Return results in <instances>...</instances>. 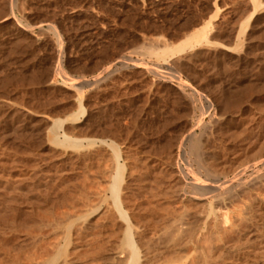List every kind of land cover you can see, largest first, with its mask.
<instances>
[{
    "label": "rangeland",
    "instance_id": "374dc122",
    "mask_svg": "<svg viewBox=\"0 0 264 264\" xmlns=\"http://www.w3.org/2000/svg\"><path fill=\"white\" fill-rule=\"evenodd\" d=\"M123 1L124 0H0V202L2 203V204L0 203V205L2 206V207L0 206V211L3 212V214L6 213L5 216L0 212V215L2 214L3 216L0 217V221L1 218L2 219L6 218L7 221L8 220L13 221L11 223L15 224L14 229L18 228L16 229L17 232L15 231L13 232L12 231L13 229L10 227L12 225L8 226L10 222L7 223L5 219L3 221L6 222L7 224L1 223L2 221L0 222L2 226L3 224L5 225L3 226L5 229L0 225L2 227L0 228V236H1L0 239L2 240V241L0 240V246L1 247L3 246L2 249L0 248L1 249L0 257L3 258L4 256L3 259L0 258V263L1 262L5 263L6 261H7L6 263H8L9 262L8 260H11L9 257L10 253H12L11 254L12 257L16 255L15 256L16 258L18 257V255H20V257L24 258L25 255L23 257V254L27 255L26 252L28 251L30 252V250H28L29 246L30 247L33 246L31 251L35 248V246L33 245V243L35 242V238L37 240H40V238L32 236L33 233H31L32 232L31 228L29 227L30 230L29 231L28 227L25 224H27V222L31 223V220L32 221L37 220L40 217V215L39 216L36 215L37 217L36 219L34 218L35 214H39V213L41 214L42 211L40 209L43 210L45 207H47V211H48L49 209L48 206L51 203H52V208L57 207L56 209L58 213L56 212V209L54 210L50 206V209L52 210L48 211L49 215H51L50 213L52 212L56 213L57 215H60L59 212L62 209L59 206L60 205L62 206L63 204L64 207L63 209L65 211L67 210L66 213L69 214V212H71L69 218L70 219L74 218L72 219L73 227H76L75 224L79 226L82 220H83L82 224L89 229L90 226L91 227L92 225L94 226L93 223L95 221V227H92L90 229L92 231L97 230L96 229L97 226L99 231V229L102 230L103 227H105L106 229L108 224H110V226L114 225L113 227H111V229H113L114 227L117 228L116 225L118 226L120 225L119 223H122L121 219H118L116 212L113 211L112 208H111L112 210L108 209L111 206V204H109V207L108 205L107 206L105 205L106 203L107 204L110 203V198H108L110 194L104 191L102 194L101 192L102 189L99 191L96 190L100 187L99 185H101V187L104 185L105 186L108 185L107 184L108 181H106V184L102 185L103 183H105V179L103 180V178L107 177L106 180H108L109 177L107 174L112 173V170H110L111 166L107 165L110 166V168L107 167L109 168L107 169L105 167L106 164L111 163L112 169L115 165L113 150L110 145H113L119 151L118 162L120 164H124L125 169L127 171L129 170L128 169L129 166L126 164L129 163L132 164L133 163L132 160H134L137 157L140 158L141 163H144L142 162L143 159H145L144 164H147L149 162V165H147L149 167L140 164L142 166L141 167L137 163V162L140 163V160L138 161L135 160V163L132 165L135 166L137 163L140 167H137L138 165H136L135 167H133L134 169L131 171L127 172L126 170H124L125 173H123V179H127V178L128 179L122 180L121 187L122 186L123 187L121 190V195L122 194L125 195L128 193L130 194L132 190L135 191V193L134 191L132 192L133 195H136L138 193L137 190H139V193L140 192L144 193V195L138 193L136 197L133 196L131 193L130 195L133 196L134 200L129 194L128 196L130 197L125 195L127 196V198L125 196H121L122 198L126 199V200L123 199V205H125L126 201L127 202L130 201L129 203H132L133 200L136 201L133 202V205H135L136 207L141 205L138 207L140 208L143 205H146L145 203L149 202V200L150 202L153 201L151 203L152 205H155V203H157V205H160V206H154L153 208L155 209L156 207L158 208L160 207L159 209L157 208L159 211L158 213L161 212L160 214L163 216L167 214L169 218V214L172 213L173 210L176 211V212L173 211L174 213L170 214L171 221L170 219L168 220L167 216L164 217V219L167 222L169 221L168 223H172L173 220L176 219L175 214L178 215L179 213L178 212L179 209L178 210L173 209L175 206L173 204H177L178 202L181 201L182 205H184L183 203H185V201L183 200H186L188 201V203L191 204L190 206L193 207L192 205L196 201L195 205L197 207L194 206L195 208H197L196 210L194 209V207H193L194 210L192 208L190 209L187 203H185L186 206L184 207L179 204L178 206L175 207L178 208L179 206H182L183 209L182 211H185L184 208L186 209L188 208L190 210L189 211L190 216L187 215L189 217L188 219L193 218L194 220L196 216L195 211H197L198 217L200 216L199 219L196 217V220L193 221L192 219H190L188 221V219H186L187 218L186 214H188V211L187 213L185 212V214L183 213L186 217L183 215L182 218L184 217V219L189 223L187 224L189 227L186 226V229L188 228V230L192 226L193 228H191L190 230L192 229L194 230V227H196L198 224V223L196 224L195 222L197 221V219L200 220V225H201L202 216L205 213V209L203 207L205 202L201 200L198 201V199L192 198L189 193L190 187L188 185V181L190 177L187 176L186 178L185 171H188L190 165L186 166L185 164L186 162L187 164H189L188 160H186V158L188 159V155L184 154L186 153L187 143L184 139H183L184 142L181 139L184 136V133L186 134V138H187L188 135L187 132H189L190 128L192 130L193 127H195L193 128L194 130H192L194 132V135L199 134L197 135V137L198 136L200 137V133L204 132L203 134L201 133L204 137V140L203 138L202 139L200 138L205 145L204 146L202 144L203 147H205L203 148L204 149L203 152L205 154L208 153L210 154L212 153V151H214L212 155L208 154V156H210L209 157L210 159L211 158L213 159V155L215 154V152L216 155L218 153L217 161H216L217 163L219 162L221 163L222 155L224 156L227 155L223 153V150L226 151L229 150L227 152L229 156L227 155L225 159L228 158L230 159V161H228V159L224 160L223 157L222 163L223 160L224 163L223 164L221 163L222 166L219 164V166L221 167H224V164L225 166L229 164L228 166L231 167L237 165L239 166V164H237L239 162V159L242 163H244L246 161H249L250 158L254 159L256 158V156L259 157L264 154V148H263L264 146V140H263L264 138L263 135L264 134L263 133L264 132V126H263L264 124V83H263L264 82V0H257V1L256 0H128L129 7L137 10L136 13L131 15L133 23L139 15H145L148 18H154V24H156V26H159L161 30H159L158 32L146 33L141 29H136L135 26H132L130 27L131 31L139 35V41L137 43H135L133 46L129 48H126L125 50L121 51L119 54L112 56L107 60H101L99 58H96V56L100 51L99 49L100 46L94 45V37L100 36L101 32H99V29L101 30L107 28V23H106L107 20L112 22V25H114L112 31L120 27V25L117 22V18L118 16L121 15L122 12L125 11L121 6V3ZM254 8H257L256 12L254 13L252 19H250V21L248 20L249 21L248 22L247 18L249 17L250 13L252 12V9ZM148 18L143 19L142 24H147ZM207 21H210L208 27V38L207 39L202 38L201 46L200 45L199 47L196 46L197 48L195 47L194 50L193 49L192 51L186 50L185 53H181L180 55L178 54V56H175L173 58L170 57L169 54L156 57L155 54L153 55L152 53L148 52L147 49L149 48V45L150 48H154L157 50V48L163 46L164 43L165 45L168 43L169 44L175 43L180 39H182L187 33H190L192 29L199 27L200 25H202ZM93 28H95V30H92ZM161 40L162 41L164 40L163 41L164 43L160 44L159 42ZM160 49H162V47ZM109 66L111 68L107 69V67ZM102 70L105 71L101 73ZM110 71L113 72L110 73ZM64 77L67 78L65 79ZM74 79L76 82L79 79L80 81H82V82L78 81L79 83L77 85L79 86L76 87V84H74L75 82H73ZM92 79L94 80L93 82H91ZM180 82H182V84H180ZM188 84L190 85V89ZM180 88L181 89L183 88L184 90L182 89L183 91H180L181 90ZM183 92L186 94V96L190 92L189 94L190 98L188 99L189 95L186 97ZM198 94H202V95L200 96ZM198 96L200 98H198ZM80 98L82 101H80ZM186 98L188 99V101L186 100ZM190 99L194 103H189L191 104V106L190 105L188 106V102H190L189 101ZM78 103H82V105ZM195 103L196 105H193ZM201 106H205V107H203L202 109ZM198 107L202 109L201 110L199 108V110L202 111L201 112L202 114L197 109ZM199 117L202 120L199 119ZM55 119L64 120L62 121L63 123L61 128L52 127L53 126L52 122ZM195 122L196 125L194 124ZM198 122H200V124H198ZM205 122H207V124H205ZM208 122L211 128L209 127ZM202 123L206 125V127H208L209 129H211L210 131L212 132H210L208 129L202 131V129L204 128ZM187 124L190 126H188ZM197 124L201 128H199ZM187 127L188 130L186 131L185 129H187ZM206 130L211 134H207L208 132ZM181 131H183V133ZM237 133H240V135ZM64 134L72 138L75 137L76 139L79 138L78 140L80 141L81 146L75 149L74 147H69L61 143L60 141L63 140ZM104 134L105 135L107 134L109 136L108 137L106 136V138H104L105 137ZM223 134H225V136L227 134L228 135L225 137L223 136ZM56 136H58L57 137L59 139L58 141L54 140L56 139ZM231 137H233V139ZM81 138L83 139L82 141ZM88 138L89 139L92 138V141H94L93 147L92 144L91 146L88 144L89 141ZM218 138H220L221 140L219 139L217 141L216 139ZM213 139L214 141H212ZM250 140L252 142H250ZM258 140L260 141V143ZM216 141L218 143H216ZM221 142L222 144L223 142L227 143L225 144L227 149L224 148V146L220 147ZM97 143L98 144L100 143L99 144L100 146H98ZM177 143L180 144L178 145ZM86 145L87 146L89 145L88 146L89 148ZM82 146H84V150H82L83 149ZM96 146L97 149L95 148ZM99 147L102 148L103 152ZM94 148H95L94 151L91 150ZM181 148H184L183 149L184 151H182ZM217 149H221L222 152H218L219 150L217 151ZM85 150L88 151L86 152ZM123 150L124 151L126 150L125 153L123 152ZM171 150L174 154L171 152ZM90 151L91 152L96 151L97 153L96 152H95L96 154L92 153L93 154L92 155L89 153ZM104 151L105 152L107 151V153L108 152L109 153L106 154ZM169 151L170 154L172 153L171 154L172 156L173 155L175 156L176 154L177 156L176 157L167 156L170 155ZM130 152H131L130 156L133 155V158L135 156L134 159L129 156ZM132 152L136 154H133ZM88 153L90 154V156L88 155ZM157 153L158 154L160 153L159 154L160 156H158ZM104 154L109 156V157L107 156V158L109 159L111 158L110 162L109 159L107 160L108 163L104 162V159L106 158L103 157L105 156ZM137 154H141L142 156ZM245 154L246 156L249 155L250 158L248 160L245 159L247 158ZM79 155L81 156L80 157L81 162L78 161V159L80 160V158H77L79 157ZM96 155L97 156L99 155V157H97ZM153 155L157 156L155 157L157 161L159 160L158 157L162 159V161L161 160L158 161L161 162V164L156 162L155 159H154L155 161L151 160L154 157ZM178 155L180 156V158ZM83 156H85L86 158L84 157V159H82ZM124 156L126 158L129 156V158L125 159ZM74 157L75 159H73ZM164 157L165 158L168 157L169 159L168 158L165 159ZM170 157L173 159V161H171L172 159H170ZM237 157L240 158L238 159ZM120 158L124 159V161L121 160ZM233 158L235 159L237 158L236 161L235 159L233 160ZM130 159L132 160L130 161ZM82 160L86 161V166L88 169L84 167L85 163L83 164ZM93 160L95 161L93 162ZM96 160L98 163L96 162ZM166 160H168V162ZM231 160L233 161V163L231 162ZM91 162L97 164H92ZM241 162L240 164H242ZM103 163L105 164L102 165ZM176 163L179 164L177 165ZM82 164L85 170L87 169V171H89L90 173L89 172L87 173V171H85L82 168ZM94 165L96 166V168L94 167ZM132 165L130 166L131 168ZM143 166H145L146 169L145 167L143 168ZM178 166L181 169V171L180 170L179 171L182 172V174L184 173L183 175L179 171H177L179 169ZM192 166H193L192 168H195L194 164ZM228 166H226V168H229ZM91 167H93V169L94 168L99 169L98 171L99 173H97V170H93ZM150 167L151 169L152 168L153 169L151 170ZM101 168L107 170V172L105 171L107 173L105 177H103V174L105 173L104 171H102L104 169ZM138 168H140L141 171L143 169L146 171L143 170V172L141 173V171L140 172L138 171L139 170ZM81 171L83 172L81 173ZM93 171H96V174H94ZM80 173L84 174V176L85 173L87 175L83 179ZM100 173L102 176L101 179L99 178L95 180V178H97L98 175H99L98 177H100ZM136 173L137 175L139 174V176L143 175V177L140 176L141 178L139 180L137 179L136 181V176H137ZM144 173L147 174L145 175ZM249 173L250 172H248L246 176L247 178L249 177ZM93 175L95 176V178H93L94 181H98V180H99L98 182H100V180L102 181L101 182L102 184L99 185H97V183L95 182L96 184L94 185H96L97 187L95 189L93 184L90 183L93 182L91 178L94 177ZM125 175H127V178ZM180 176L183 179L185 176V179L182 180ZM79 177L82 179H80ZM137 178L139 177L137 176ZM142 178L143 180L144 179L146 180L143 181ZM61 179L64 183L61 182ZM75 179H77V181ZM155 179L158 181L159 184L156 183L157 181H155ZM79 180H81V183L79 182ZM152 180H154L155 182H153ZM8 181H10L11 183ZM131 181L132 182L136 181V182L131 183ZM6 182H8L10 185ZM79 183L83 188L79 186L80 185ZM85 183L86 185L88 183L90 184L87 185L88 186L87 187ZM125 183L127 184L125 185ZM128 183H131L133 186H130L129 188ZM139 183L140 184L142 183L141 185H145L146 188L150 187V189H148V191H146L147 189L145 188L140 190L142 186ZM154 183L156 184V186ZM172 183H174L175 185ZM54 185H56V187ZM61 185H63L62 186L63 188L61 187ZM66 185L68 186V188ZM137 185H138L137 187L138 189L134 188V186ZM139 185L141 187H139ZM169 185L171 186L174 185L172 186L174 189L176 188L178 189L180 186V188L178 189L179 191L177 190L178 191L177 196L174 193L171 194L173 188ZM73 186H75L77 192L76 190L74 191ZM25 187L26 189H24ZM89 187L92 190L89 189ZM104 187L103 190L105 189ZM125 187L129 188V189L126 188L127 191H129L128 193ZM165 187L167 188L171 187L172 191L171 190H170L171 192L168 191L169 192L168 195L171 194L170 196H174V197L176 196V198L170 197L171 199L169 198L170 199L169 201L168 195L166 193L167 188ZM3 188H5V190H3ZM9 188L14 189V190L11 189L12 191H14L13 192L14 194L12 193L11 190H9ZM69 188L70 190L72 189L70 194L74 192L76 193V197L72 195L74 196L73 200L79 198L80 196L79 192L81 193V190L83 191L85 190L84 194L89 192V194L86 195L90 196V192L93 191L94 189V191L95 190L98 191L96 192L98 198L95 196V198H97L96 201L103 200V198L106 197L107 202L105 201V199L103 200V202L101 201L102 203L100 201H97L99 203L95 204L93 206L94 208L92 207L93 209L90 210L89 208L91 207H88L89 205L87 206L86 203L87 202L89 203V200L92 201L91 196L90 197L87 196L88 198H90L88 200V198L81 193L84 197L81 198L80 201L85 200L86 198L85 200L86 203H84L85 201H82L81 204L83 203L84 205H86L88 209L87 208H86L87 210L84 208L81 209L80 208L81 206L79 207L78 203L80 202H76L79 201V199H77L76 201L74 200V206L75 205L77 206L78 204L77 207H79L80 209L75 207L73 208L72 207L73 204H69L71 203L69 202L70 201L69 198L67 199L68 200L66 203L67 205H65L64 203L66 200L64 202L61 200L62 198H64L62 197L64 194L62 195L61 192L63 193L65 192V195L68 194L67 196L69 197V193H68V191H70ZM38 189L40 191L42 189L43 194L45 192L46 193L43 195L42 193H40ZM158 189H160L159 191L160 193L165 192L164 195H167L164 197V199H163L164 195L163 196L160 195V193H158ZM143 190L146 191V194L145 191ZM29 191L37 192V194L36 193L34 194V192L30 193ZM20 192H23L24 195L21 194ZM53 192L55 194L52 195L51 197V194H53ZM156 192L158 193L157 195H155ZM174 192H176V190ZM38 193L41 195H39ZM148 194H153V195L151 196ZM6 195L9 196L6 197ZM92 195L94 196V194ZM142 195L143 196L146 195L145 196L146 198L144 197L143 199ZM42 196L44 197V199L45 198L46 199L44 200ZM59 196L61 198H59ZM99 196L100 198L103 196L102 199H100ZM147 196H150V198L152 199H147L149 198ZM153 196H154V200H153ZM33 197L34 198L36 197L37 199L35 198L34 200ZM139 197L141 199H139ZM137 198L139 199V201L137 200ZM188 198H190V201L193 203L189 202ZM245 198L248 199V201ZM158 199L159 200L161 199V201L163 202L159 201ZM174 199L176 200L172 201ZM144 200H147V202L146 201L142 202ZM249 200L250 198L247 195L245 196L239 195L235 197L231 203H229L230 205L228 204L229 205L227 206L228 208L226 207L225 208L226 210L224 209L223 212H227V213L229 212L230 217H233L234 219L235 215L233 214H235L234 211L236 210V207H238L240 211L247 216L254 215L258 218V215H260L263 221L264 211H262V209H264V203L260 202L261 200L260 198L253 200V205H255L254 207L256 208L260 207L261 210H258L259 208L258 209L254 208L255 210L252 211L251 208L249 207V202H250ZM26 201L27 202L30 201V202L27 203ZM37 201L40 202V205H38L39 203H37ZM56 201L57 202L60 201V202L57 203ZM93 201L92 203L90 202V206L91 204L93 205L95 203V202L93 203ZM164 201L166 202V204L169 203V205L165 204L166 207L169 206V208L172 209V211L170 212V209L167 207L169 209L168 211L166 208V212L168 211L169 214L168 213L165 214V212L164 214H162L164 210L162 208L163 206H165ZM150 202L148 205L149 207H152ZM5 203L8 206L10 205L11 206L8 207ZM129 203H126L125 205L128 208H126L125 206L124 208H126L127 211L129 210V212L131 213L130 215L132 214L134 215L135 213L132 211H134L136 207L134 206L135 208L132 207V209H129L132 206L131 204H130L131 206L129 205L130 207L127 206V204ZM69 205H72L71 206L72 208ZM30 206L32 209L34 207V209L32 210ZM65 206H69L70 208L69 207L65 208ZM104 207L105 209L103 210L102 208ZM144 207H147V205ZM149 207H147V209ZM38 208H40L39 210L41 212L38 210ZM153 208L152 209L149 208V209L153 210ZM36 209L38 210L39 213L37 212ZM72 209L73 210L78 209L79 212L76 210L73 211ZM147 209L144 208L142 211L144 213H148V211L150 210ZM25 210H27L26 211L27 216L25 215L26 214ZM68 210L70 211L68 212ZM80 210L81 211L85 210L87 212L83 214L85 212L84 211L81 214ZM191 210L193 211L192 214L194 216L191 214L192 212ZM43 211L45 212L46 209ZM65 211L64 212L61 211V212L65 213ZM72 211L73 213L74 212L75 213L73 214ZM102 211H104L103 213H106L107 211L109 212V214L108 215L104 214L105 216L104 218L102 216L103 215ZM111 211L114 212L113 215L119 220V221L117 219H116L117 221L115 220L116 225L114 224L115 221L114 223L112 222L113 223L112 225L111 223H108L110 222L108 220H111L108 218L112 217ZM153 211L150 212L155 213ZM182 211H180V213H182ZM254 211L256 212V215ZM258 211H260V213ZM135 212H137V209L135 210ZM28 213L31 214L35 213V214L33 215V217L31 214H29L31 215L30 218ZM160 214L159 215L153 214V216L154 215L160 216ZM171 215H173L172 216L173 218L171 217ZM12 217L13 218L16 217L15 219L17 223L19 219V222H21V225H19L20 223L18 224L19 227H17L18 225H16V222H14L15 219L12 220ZM47 217L50 216H48L47 214ZM66 218L68 219L67 216ZM101 219L102 220L106 219L108 222L105 220L106 222L104 224V221L103 222L100 221ZM184 219H182L181 222L183 221L185 223ZM88 220H89V225L90 224L92 225L90 226L88 225ZM74 221H76V223ZM192 221L193 223L195 222V225L192 223ZM100 222H102L101 223L102 225L98 224ZM158 222H162V221H158ZM158 222L154 224H157ZM23 225H25L28 231H26L25 227L23 228L24 230H22ZM81 225L77 228L80 227L83 228V225L82 226ZM100 225L102 229L99 228ZM122 225L123 224H121L120 226L122 227ZM158 225L159 226H157V228H161L160 227L161 223ZM120 226L117 229L120 230L121 228ZM9 227L11 228L10 229L11 231L8 230ZM183 227L185 228L184 224ZM198 228H200V226ZM2 229H4V231ZM46 229L47 228H44V231H46ZM195 229L197 230V228ZM26 232L27 233L30 232L32 235L31 234L27 235ZM46 232H49V230H47ZM1 233L4 235H2ZM25 233L27 236H29L28 238L27 236L24 235ZM253 234L249 235L251 236L249 237V239L252 245L251 249H253L252 253L249 256H247L245 259H240V262L242 260L245 261L242 264H252V263L264 264V252L262 248L264 247V243H263L264 237L263 239H257V241L255 242L256 233L254 234V236ZM30 235L32 239L34 237V240L30 239ZM253 237L255 240L252 239ZM27 240H29L30 242ZM32 241L34 242L32 243ZM258 241L260 247L257 249ZM28 242L31 243V245ZM11 243H13L12 246ZM19 244H22V246ZM23 244L25 245L26 251H24L25 249L23 247L24 246ZM18 245L21 248H17L18 250L17 251L15 248L18 247ZM6 246L8 248H6ZM15 250L17 252H15ZM258 250L260 251V253ZM5 251L7 253L8 259L5 256L6 254L5 253L3 254V252ZM23 251L25 253H23ZM185 251H183L182 253H185ZM109 252L111 251L107 252L110 255L111 259L108 261H112V259L114 260L115 258L118 257L113 254L111 255ZM107 253L105 252L103 254L105 257L107 256V258L101 256L100 259H94L96 260V263L92 258H89L90 261L93 260L91 263L87 262L88 261L87 258H81L82 260L78 261V263L101 264V262L103 263V261H105L103 260V258H105L106 260L109 258ZM260 254H262V256ZM254 255L257 257H255ZM113 256H115V258H112ZM260 256L261 258H263L262 260L260 259ZM59 259L62 258L59 257L55 262V264H58L57 262H61L58 261ZM118 259L119 258L116 259V262L114 260L115 263L113 261L112 262L114 264H117L120 261L119 259V261L117 262ZM16 261L19 262L22 261V263L25 264L24 260H16ZM16 261L14 260L12 261V263L15 264ZM240 262H238L237 264H239ZM106 263L108 264L109 262L106 261ZM8 264H10V262Z\"/></svg>",
    "mask_w": 264,
    "mask_h": 264
},
{
    "label": "bare ground",
    "instance_id": "6f19581e",
    "mask_svg": "<svg viewBox=\"0 0 264 264\" xmlns=\"http://www.w3.org/2000/svg\"><path fill=\"white\" fill-rule=\"evenodd\" d=\"M257 1V0H256ZM256 9L257 8H254V9H252V12L250 13V15H249V17L247 18V21L249 20L250 21V19H252V17H253V15H254V13L256 12ZM13 17V16H12ZM14 18V17H13ZM15 20V19H14ZM16 21V20H15ZM248 21V22H249ZM209 24H210V21H207V22H205V23H203L202 25H200L199 27H197V28H195V29H192V31L190 32V33H187L182 39H180L179 41H177V42H175V43H172V44H166L165 45V43L162 41H160L159 43L161 44V43H164V47L163 46H161L162 47V49H160L161 47H158L157 48V50L156 49H154V48H150V45H149V48L147 49L148 50V52L149 53H152L153 55L155 54V56L157 57H160V56H164V55H166V54H169V56L170 57H175V56H178V54L180 55L181 53H185V51L186 50H191L192 51V49L194 50V48L196 47V46H198L199 47V45L201 46V44H202V38H204V39H207L208 38V27H209ZM52 28V27H51ZM244 34V33H243ZM243 34H241V35H243ZM159 40V39H158ZM167 43V42H166ZM61 47V46H60ZM197 48V47H196ZM59 53V52H58ZM172 58H170V59H172ZM129 59V58H128ZM130 60V59H129ZM128 60V61H129ZM125 64H126V62H125ZM136 65V64H135ZM138 65V64H137ZM153 67V66H152ZM155 67V66H154ZM109 68H111L110 66L109 67H107V69H109ZM151 68V67H150ZM156 68V67H155ZM60 69V68H59ZM103 69V68H102ZM161 69V68H160ZM152 70V69H151ZM103 71H105V70H102L101 71V73L103 72ZM155 71V70H154ZM156 71H157V69H156ZM175 71V70H174ZM111 72H113V71H110V73ZM150 72V71H149ZM151 73V72H150ZM104 74V73H103ZM107 74H109V73H107ZM153 74V73H152ZM155 74V73H154ZM160 74V73H159ZM171 74V73H170ZM176 75V74H175ZM178 75V74H177ZM96 76V75H95ZM94 76V77H95ZM103 76V75H102ZM100 77V76H99ZM109 77V76H108ZM173 77V76H172ZM65 78V77H64ZM67 78V77H66ZM65 78V79H66ZM93 78V77H92ZM101 78V77H100ZM103 78V77H102ZM70 79H72V78H70ZM94 79V78H93ZM92 79V81L91 82H93L94 80ZM181 79V78H180ZM77 80V79H76ZM176 80V79H175ZM79 82H82V81H80V79L78 80ZM76 82L75 81V79H74V81L73 82H75L74 84H76V87L77 86H79V85H77L79 82ZM156 81V80H155ZM260 81V80H259ZM89 82V81H88ZM90 82V83H91ZM86 83V82H85ZM99 83V82H98ZM156 83V82H155ZM177 83H178V80H177ZM264 83V82H263ZM71 84V83H70ZM82 84V83H81ZM84 84V83H83ZM180 84H182V82H180ZM183 84H184V81H183ZM189 85V84H188ZM192 86V85H191ZM75 87V88H76ZM177 87V86H176ZM187 87V86H186ZM235 88V87H234ZM263 88V87H262ZM95 89V88H94ZM181 89V88H180ZM183 89V88H182ZM180 90V91H183V90ZM189 89H190V85H189ZM82 90V89H81ZM191 90H193V89H191ZM79 91V90H78ZM188 92V91H187ZM80 93V92H79ZM184 93V92H183ZM198 93H201V92H198ZM182 94V93H181ZM185 94V93H184ZM189 94H190V92H189ZM188 94V95H189ZM187 95V96H188ZM195 95H196V93H195ZM198 95H202V94H198ZM81 96H82V94H81ZM183 96V95H182ZM185 96H186V94H185ZM184 96V97H185ZM186 96V97H187ZM190 98V95H189V97H188V99ZM196 98V97H195ZM198 98H200L199 96H198ZM197 98V99H198ZM188 99L186 98V100L188 101ZM206 100V99H205ZM204 100V101H205ZM80 101H82L81 100V98H80ZM190 102H188V106L190 105L191 106V104H189V103H194L193 101H191V99L189 100ZM209 101V100H208ZM197 103V102H196ZM196 103L195 104H193V105H196ZM202 103V102H201ZM78 104H81L82 105V103H78ZM202 105V104H201ZM179 106V105H178ZM200 106V105H199ZM203 107H205V106H201V108L203 109ZM199 108L200 107H198L197 109L199 110ZM200 108V109H201ZM201 109V110H202ZM208 109V108H207ZM80 110V109H79ZM192 110V109H191ZM81 111V110H80ZM195 112V111H194ZM194 112H193V114H194ZM199 112L201 113L202 111H200L199 110ZM205 113V112H204ZM173 114V113H172ZM202 114V113H201ZM185 117V116H184ZM201 117H203V116H201ZM194 118V117H193ZM196 118V117H195ZM191 119V118H190ZM199 119H201L200 117H199ZM192 120V119H191ZM194 120V119H193ZM202 120V119H201ZM218 120V119H217ZM62 121H64V120H61V119H55L53 122H52V124H53V128H61L62 127ZM180 121V120H179ZM194 122V121H193ZM200 122H202V121H200ZM200 122H198V124H200ZM214 122V121H213ZM190 123V122H189ZM188 123V124H189ZM150 124V123H149ZM187 124V125H188ZM195 125H196V122L194 123ZM198 124H197V126H198ZM203 124V123H202ZM205 124H207V122H205ZM208 125H209V122H208ZM188 126H190V125H188ZM215 126V125H214ZM263 126H264V124H263ZM199 128H201L200 126H198ZM204 127V128H203ZM203 129H202V131L203 130H205V129H208L209 131L211 130V129H209L208 127H206V125H204L203 124ZM209 127H210V125H209ZM193 128H195V127H193ZM192 128V130H194ZM211 128V127H210ZM263 128V127H262ZM58 130V129H57ZM109 130H110V128H109ZM186 131L188 130V127H187V129H185ZM191 130V128L189 129V132H187L188 133V135H187V138H186V134L184 133V136L183 135H181V136H183V137H185V138H181L182 140L184 139L185 141H186V143H187V149H186V153H184V154H186V155H188V159L186 158V160H188V163L189 164H187V162L185 163L186 164V166H188V165H190V168L188 169V171H185V174H186V178H187V176H189L190 177V179H189V181H188V185H189V187H190V191H189V193H190V195H191V197L192 198H194V199H198V201L199 200H201V201H204L205 202V206L203 205V207H204V209H205V213H204V215L202 216V223H201V225H200V220H198L199 219V217H198V214H197V211H195L196 212V216H195V218H194V220H196V217L198 218L197 219V221H195L196 222V224H197V226L199 227L200 226V228H198L197 226L196 227H194V230L192 229V230H190L191 228H193V226L191 227V228H189V230H188V228L186 229V226L187 227H189L187 224H189L188 223V221L190 220V219H192L193 220V218H190V219H188L189 217L188 216H190L189 214H190V210L188 209H186V208H184V210L185 211H182L183 209H182V206L184 207V206H186L185 205V203H187L188 204V206H189V208L191 209H193V207L194 206H196L195 205V202L193 203V202H191L190 201V198H188L189 199V202H191V203H193V207H191L190 205V203H188V201H186V200H183V201H185V203H183L184 205H182V203H181V201L180 202H176L177 204H173V205H175L174 206V208L173 209H179L178 210V215H176L175 214V216H176V219H174L173 220V222L172 223H168L165 219H164V217L165 216H167V218H168V215L166 214V213H168V211H169V206H167L166 207V205H169V203L168 204H166V200L164 201L165 203H164V205L165 206H163V208L162 209H164L163 210V213L162 214H164V212H165V216H163V215H161L160 213H158L159 211H158V209L160 208H158V207H156L155 209L153 208L154 206H160V205H157V203H155V205H152L151 203L153 202L152 200V202H150V200H149V202H150V204L152 205V207H149V202H147V200H144V201H142V202H147V203H145L146 205H147V207H149L150 209H152L153 208V210H156L157 208V210L156 211H153V210H150L149 208V210L150 211H153V212H155V213H152V212H150V211H148V213H144L142 210L145 208V209H147V207H144V206H146V205H143L142 207H140V208H138L139 206H141V205H139L138 207H136L135 205H133V202H136V201H133L134 200V198H133V196H136L138 193H139V190H137L138 191V193L136 194V195H133V191L134 190H132V195L133 196H131L128 192L129 191H127V189H129L130 188V186H133L131 183H135L136 181H137V179L139 180L141 177L140 176H142L143 177V175H140L139 176V174L137 175V173H136V175L139 177V178H137V176H136V181L135 182H132L131 181V183H128V187L129 188H127V187H125V189H126V191H127V193L132 197V203H129L130 201H126L125 202V205H126V203H129V204H127V206H129L130 204L132 205H130L131 206V208H129V209H132V207H136V209H137V212H135V210L134 211H132V212H134L135 214L133 215H130L131 213L129 212V210L127 211L126 210V208H128V207H126L125 205H123V199L124 198H122L121 196H125V195H127L128 196V194H122L121 195V190H122V187H121V184H122V180H127L128 178H127V175H125L126 176V178L127 179H123V173H125L124 172V170H126L125 169V166H124V164H120L119 162H118V158H119V151L113 146V145H110L111 146V148H112V150H113V156H114V159H115V165H114V167H113V169H112V165H111V163L110 164H106V168L107 167H109L110 168V166H111V168H110V170H112V173L111 172H109V173H111V174H107L106 172H107V170H105L104 168H101V169H104V170H102V171H104V173L105 174H103V177H105V175L107 174L108 175V177H109V179L108 180H106L107 179V177H105V178H103V180L105 179V183H101L102 181L100 180V182H98V181H94V179L93 178H95V176L94 177H91L92 178V181L94 182H90V183H92L93 184V186H94V189L95 188H97L96 187V185H94V184H96L97 183V185H99V184H102V185H104V184H106V181H108L107 182V186H102L101 187V185H99L98 187L100 188H98V189H96V190H101L102 189V194H103V191L104 192H107V193H109L110 194V196L108 197V198H110V203H106L105 205L107 206L108 205V207H109V204H111V206L108 208V209H110V210H112L113 209V211H115L116 212V214H117V217H118V219H121V221H122V223H119L120 225L121 224H123L122 225V227L120 226V225H116V221L118 220L114 215H113V211H111L112 212V214H111V218H108V219H111V220H113L114 219V217H115V219L113 220V221H111V220H108V221H110V222H108L106 219H104V220H100V221H104V224H105V222L107 221L108 223H111V225L114 223V221H115V225H116V227L118 228L119 226L121 227L120 228V230L119 229H117V228H113V229H111V227H113V226H110V224H108V226H107V228L105 229V227H103V229H102V227H101V223L102 222H100V223H98V224H101L100 226H99V228H101L102 230H100L99 229V231H98V226H97V230H90L92 227H95V221H94V226L92 225V224H90V225H92V227L89 225V220H88V225L90 226V229L89 228H86L82 223V221L81 220H79V221H81V224L83 225V228H77V227H79L80 225H79V223H78V225L79 226H77V224H75L76 223V221H74L75 223V225H76V227H73V220L72 219H74V218H72V219H70L69 217H70V215H71V212H69L70 210H68V212H69V214L68 213H66L67 212V210L65 211L63 208V204H62V206L60 205L59 207H61V209L62 210H60V215H57L56 213H54V212H52L53 213V215H52V213H50L51 215H49V213H48V211H50V210H52V209H56L57 207H53L52 208V203L48 206L49 207V209H48V211H47V207H45L43 210H45L46 209V211L44 212L42 209H40V208H38V210L41 212V214L38 212V210H37V212L39 213V214H35V213H33V214H31V213H28V215L29 214H31L32 215V217H33V215L35 214V216H34V218H36L37 219V217H36V215H40V217L37 219V220H31V219H29V220H31V223L30 222H27V224H25L27 227H28V230H29V227L31 228V233H33V235L29 232V233H27V235H29V234H31L32 236H34V237H39L40 238V240H37L36 238H35V242L34 241H32V243H33V245L35 246V248L31 251V249H32V247H28V250H30V252L28 251V252H26L27 253V255L26 254H23V253H25L24 251H26V248H25V245L23 246L24 247V251H23V257H24V255H25V257L24 258H22V257H20V255H18V257H16L15 258V256L14 257H12L11 256V254L12 253H10V256H9V253H8V256L10 257V259L12 260V261H16V260H24V262H25V264H55V262L57 261V259L59 258V257H61L62 259H59L58 261H61V262H57L58 264H81V263H78V261H80V260H82L81 258H87L88 259V263L90 262H92L94 259H100L101 258V256L103 257L104 255V253L106 252H108V251H111V252H109L111 255L113 254V255H115V256H118L117 258H119L120 259V261H119V259L117 260V262L119 263V264H237L238 262H240V259H245L247 256H249L251 253H252V250L253 249H251V247H252V245H251V243H250V239H249V237H251V236H249V235H252L253 233L255 234L256 233V240L254 239V237L252 238V239H254L255 240V242L257 241V239H263V237H264V220L262 221V218H261V216L260 215H258V218L256 217V216H247V215H245L243 212H241L240 211V209L238 208V207H236V210L234 211L235 212V214H233V215H235L234 216V219H233V217H230V213L228 212H223L224 211V209L227 207V206H229L230 204L229 203H231L232 202V200L235 198V197H237V196H239V195H247L249 198H250V202H249V207L251 208V210L253 211V210H255L254 208H256V207H254L255 205H253V200H256L257 198L259 199H261L260 200V202H262V203H264V154L262 155V156H256V158H254V159H251L250 157H249V155H247L246 156V154H245V156L247 157V158H245V159H249V161H246V160H244V161H246V162H244V163H242L241 161H240V157L238 158L239 159V162H238V160H237V164H239V166L237 165V166H233L231 163V165L234 167H231V166H228L229 164H227L226 166H228L229 168H226V166H225V164H224V167H221L222 165H221V163H222V158L224 159V160H227V159H225V157L228 155V151L229 150H223V153L224 154H227L226 156H224V155H222V158H221V163L219 162V163H217L216 161H217V155H218V153H217V155H216V152H215V154L213 155V159L215 160H213L212 158V160L209 158L210 156H208V154H205L204 152H203V148H205V147H203V145H204V143L201 141V139L203 138V140H204V137H203V133L204 132H201L200 133V137L198 136L197 137V135H199V134H197V135H194V132ZM260 130H262V129H260ZM102 131H103V129H102ZM185 131V132H186ZM199 131V130H198ZM207 131V130H206ZM62 132H63V130H62ZM98 132V131H97ZM182 133H183V131H181ZM208 132V131H207ZM210 132H212V131H210ZM210 132H208L207 134H211ZM229 132V131H228ZM249 132V131H248ZM257 132V131H256ZM67 133V132H66ZM99 133V132H98ZM110 133V132H109ZM179 133H180V131H179ZM220 133V132H219ZM250 133V132H249ZM264 133V132H263ZM263 133H261V134H263ZM52 134V133H51ZM62 134V133H61ZM170 134V133H169ZM213 134V133H212ZM237 134H239L240 135V133H237ZM241 134H242V132H241ZM251 134V133H250ZM105 135V134H104ZM158 135V134H157ZM201 135H202V137H201ZM220 135V134H219ZM228 135V134H227ZM226 135V136H227ZM264 135V134H263ZM106 136L108 137L109 135H105V137L104 138H106ZM177 136V135H176ZM210 136H212V135H210ZM217 136V135H216ZM223 136H225V134H223ZM225 136V137H226ZM238 136V135H237ZM58 136H56V139H54V140H56V141H58L59 139L57 138ZM63 140H61L60 142L61 143H63V144H65V145H67V146H69V147H74L75 149H77V147H80L81 146V143H80V141L78 140L79 138H77L76 139V137L75 138H72V137H70V136H67L66 134H64L63 135ZM88 137V136H87ZM86 137V138H87ZM98 137V136H97ZM113 137V136H112ZM222 137V136H221ZM224 137V138H225ZM241 137V136H240ZM249 137V136H248ZM201 138V139H200ZM212 138H214V137H212ZM232 139H233V137H231ZM260 138H261V136H260ZM89 139V138H88ZM119 139H121V138H119ZM220 138H218V139H216L217 141L219 140ZM83 139L81 138V141H82ZM87 140V139H86ZM86 140H85V142H86ZM99 140H100V138H99ZM184 140H183V142H184ZM221 140V139H220ZM223 140V139H222ZM262 140V139H261ZM263 140H264V138H263ZM112 141V140H111ZM122 141V140H121ZM120 141V142H121ZM212 141H214V139L212 140ZM216 141V143H218ZM259 141V140H258ZM106 142V141H105ZM115 142V141H114ZM156 142V141H155ZM179 142V141H178ZM182 142V141H181ZM204 142H207V141H204ZM220 142V141H219ZM225 142V141H224ZM223 142V144H222V142H221V146L220 147H223L224 146V148H226L227 149V147L225 146V144H227V143H224ZM228 142V141H227ZM250 142H252L251 140H250ZM94 143V141H92V138H90L89 139V141H88V144L91 146V144H92V147H93V144ZM259 143H260V141H259ZM263 143V142H262ZM98 144V143H97ZM100 144V143H99ZM98 144V146H100ZM119 144V143H118ZM178 144V143H177ZM180 144V143H179ZM178 144V145H179ZM203 144V145H202ZM206 144V143H205ZM215 144V143H214ZM220 144V143H219ZM64 145V146H65ZM88 145V146H89ZM104 145H105V143H104ZM107 145H108V143H107ZM183 145V144H182ZM181 145V146H182ZM263 145V144H262ZM87 146V145H86ZM87 146V147H88ZM152 146H153V143H152ZM161 146V145H160ZM166 146V145H165ZM176 146V145H175ZM205 146V145H204ZM218 146V145H217ZM119 147V146H118ZM129 147V146H128ZM133 147H134V145H133ZM173 147V146H172ZM178 147V146H177ZM180 147V146H179ZM212 147V146H211ZM216 147V146H215ZM259 147V146H258ZM82 150H84V146H82ZM86 148V147H85ZM89 148V147H88ZM91 148V147H90ZM96 149H97V146L95 147ZM95 148L94 149H91V150H95ZM100 148V147H99ZM104 148V147H103ZM106 148H107V146H106ZM108 148H110V147H108ZM217 148V147H216ZM224 148H221V149H224ZM263 148H264V146H263ZM65 149V148H64ZM101 149V151L103 152V150H102V148H100ZM124 149V148H123ZM129 149V148H128ZM133 149V148H132ZM136 149V148H135ZM144 149V148H143ZM177 149V148H176ZM182 149V151H184L183 149L184 148H181ZM208 149V148H207ZM215 149V148H214ZM221 149H217V151L218 152H222V150ZM127 150V149H126ZM125 150V151H126ZM140 150H141V148H140ZM146 150V149H145ZM145 150H143V151H145ZM206 150V149H205ZM216 150V149H215ZM86 151V150H85ZM88 151V150H87ZM86 151V152H87ZM125 151L123 150V152L125 153ZM133 151V150H132ZM163 151H164V149H163ZM181 151V152H182ZM225 151H226V153H225ZM237 151V150H236ZM239 151V150H238ZM63 152V151H62ZM77 152V151H76ZM75 152V153H76ZM96 152V151H95ZM95 152H89L90 154H96ZM98 152H99V149H98ZM105 152V151H104ZM135 152V151H134ZM138 152H139V150H138ZM137 152V153H138ZM158 152V151H157ZM171 152H172V150H171ZM179 152V151H178ZM177 152V153H178ZM209 152V151H208ZM214 151H212V153H213ZM84 153V152H83ZM88 153V155L90 156V154ZM106 154H108L107 153V151L105 152ZM122 153V152H121ZM133 153V152H132ZM151 153V152H150ZM173 153V152H172ZM171 153V154H172ZM212 153H210L209 155H212ZM240 153V152H239ZM251 153H252V151H251ZM256 153V152H255ZM261 153V152H260ZM263 153V152H262ZM68 154V153H67ZM66 154V155H67ZM86 154V153H85ZM92 154V155H93ZM106 154H104L105 156H103V157H106L105 159H104V162L106 163H108V159L109 158H107V156L108 155H106ZM130 154H131V152L129 153V156H130ZM133 154H136V153H133ZM158 154V153H157ZM160 154V153H159ZM158 154V156H160ZM166 154V153H165ZM165 154H164V156H165ZM168 154V153H167ZM169 154H170V151H169ZM167 155V156H172V155ZM174 154V153H173ZM181 154V153H180ZM221 154V153H220ZM219 154V155H220ZM241 154V153H240ZM258 154V153H257ZM78 155V154H77ZM87 155V156H88ZM100 155V154H99ZM99 155L97 156V157H99ZM103 155V154H102ZM137 155H141V154H137ZM136 155V156H137ZM216 155V156H215ZM61 156H62V154H61ZM86 156V155H85ZM85 156H83L82 157V159H84V157ZM123 156V155H122ZM129 156L126 158L125 156V159H128L129 158ZM142 156V155H141ZM154 156V155H153ZM177 156V154L174 156H172V157H176ZM179 156V155H178ZM215 156V157H214ZM229 156V155H228ZM81 156L79 155V157H77V158H80ZM91 157H93V156H91ZM96 157V158H97ZM102 157V156H101ZM109 157V156H108ZM123 157V158H124ZM130 157H132L133 158V155L132 156H130ZM151 157V156H150ZM155 157H157L156 155L153 157V159H151V160H156V158ZM163 157V156H162ZM161 157V158H162ZM212 157V156H211ZM233 157V156H232ZM86 158V157H85ZM95 158V159H96ZM134 158H135V156H134ZM133 158V159H134ZM137 158H139V157H137ZM137 158H135L134 160H132V159H130V161L132 160L133 161V163L132 164H134L135 163V160H140V158L139 159H137ZM159 158V160H161L162 161V159H160V157H158ZM165 158V157H164ZM166 158H168V157H166ZM165 158V159H166ZM179 158H180V156H179ZM218 158H219V156H218ZM230 158V157H229ZM236 158V159H237ZM73 159H75V157L73 158ZM73 159H71V160H73ZM92 159H94V158H92ZM99 159V158H98ZM97 159V160H98ZM121 159V158H120ZM142 159V158H141ZM169 159V158H168ZM170 159H172L171 157H170ZM175 159V158H174ZM235 158H233V160H234ZM236 159H235V161H236ZM86 160V159H85ZM97 160H96V162H97ZM106 160V161H105ZM121 160H123L124 161V159H121ZM154 160V161H155ZM158 160V161H159ZM178 160V159H177ZM182 160V159H181ZM180 160V161H181ZM224 160H223V163H224ZM77 161V160H76ZM78 161H80L81 162V158H80V160L78 159ZM77 161V162H78ZM83 161V160H82ZM95 160H93V162H94ZM99 161V160H98ZM111 161V158L109 159V162ZM127 161V160H126ZM157 160H156V162H158ZM167 162H168V160H166ZM171 161H173V159L171 160ZM219 161V160H218ZM228 161H230V159H228ZM235 161H234V163H235ZM128 162V161H127ZM142 162H144L145 163V159H143L142 160ZM147 162V161H146ZM184 162H185V159H184ZM227 162V161H226ZM225 162V163H226ZM231 162L233 163V161L231 160ZM240 162L242 163V164H240ZM74 163V162H73ZM83 164L85 163V166L84 167H86L87 168V166H86V161H83L82 162ZM92 163V162H91ZM98 163V162H97ZM97 163H92V164H97ZM105 163H103L102 165H104ZM139 165L141 164V165H149V162L147 163V164H144V163H141V160H140V163L139 162H137ZM136 163V165H138ZM158 163H160L161 164V162H158ZM157 163V164H158ZM164 163H165V160H164ZM170 163V162H169ZM222 163V164H223ZM80 164V163H79ZM83 164H82V168L85 170V168L83 167ZM126 164V163H125ZM130 164V163H129ZM126 164V165H128L129 166V168H128V166H127V168L129 169L128 171H131V170H133L134 168L133 167H135V166H133L132 164ZM156 164V163H155ZM159 164V165H160ZM167 164V163H166ZM177 164V163H176ZM179 164V163H178ZM177 164V165H178ZM195 165V168H192L193 166L192 165ZM219 164L221 165V166H219ZM88 165V164H87ZM107 165H110V166H107ZM132 165V168L130 167ZM137 166V167H140V166ZM168 165V164H167ZM235 165H236V163H235ZM75 166V165H74ZM73 166V167H74ZM93 166V165H92ZM156 166V165H155ZM154 166V167H155ZM161 166V165H160ZM163 166V165H162ZM94 167L96 168V166L94 165ZM100 167H101V165H100ZM99 167V168H100ZM142 167V166H141ZM145 166H143V168H144ZM147 167H149V166H147ZM167 167V166H166ZM179 167V166H178ZM184 167V166H183ZM92 169H93V167H91ZM91 168H90V170H91ZM93 169V170H97V173H99L98 171H99V169ZM109 168H107V169H109ZM231 168H233V169H231ZM259 168H261V169H259ZM79 169V168H78ZM88 169V168H87ZM87 169L85 170V171H87ZM139 170V172L141 171V169L140 168H138ZM145 169H146V167H145ZM149 169V168H148ZM147 169V170H148ZM150 169H151V167H150ZM153 169V168H152ZM151 169V170H152ZM166 169V168H165ZM83 170V171H84ZM144 170V169H143ZM143 170L141 171V173L143 172ZM151 170H149V171H151ZM160 170V169H159ZM181 171V169H180V167H179V169L177 170V171ZM78 171H80V170H78ZM83 171H81V173L83 172ZM102 171H101V173H102ZM106 171V172H105ZM109 171V170H108ZM127 171V170H126ZM127 171V172H128ZM144 171H146V170H144ZM179 171V172H180ZM183 171V170H182ZM89 171H87V173H88ZM161 172V171H160ZM248 172H250L249 173V177L247 178L246 176H247V174H248ZM62 173V172H61ZM80 173V174H81ZM90 173V172H89ZM93 173L94 174H96V171H93ZM101 173H100V177H98L97 175V178H95V180H97V179H101ZM181 174H182V172H180ZM131 174V173H130ZM129 174V175H130ZM145 175L147 174V173H144ZM149 174H150V172H149ZM153 174V173H152ZM168 174V173H167ZM184 174V173H183ZM182 174V175H183ZM82 176L81 177H83V179L85 178V176L87 175L86 173H85V176H84V174H81ZM128 175V176H129ZM180 175V174H179ZM25 176V175H24ZM134 176V175H133ZM135 177V176H134ZM153 177V176H152ZM157 177H158V175H157ZM156 177V178H157ZM181 177V176H180ZM25 178V177H24ZM35 178V177H34ZM55 178V177H54ZM58 178V177H57ZM76 178V177H75ZM80 178V177H79ZM148 178V177H147ZM182 178V177H181ZM22 179H23V177H22ZM33 179V178H32ZM32 179H31V181H32ZM37 179V178H36ZM45 179V178H44ZM80 179H82V178H80ZM152 179V178H151ZM159 179V178H158ZM166 179V178H165ZM184 179H185V176H184ZM183 178H182V180H184ZM47 180V179H46ZM55 180H57V179H55ZM63 180H64V178H63ZM68 180V179H67ZM76 181H77V179H75ZM91 180V179H90ZM142 180H143V178H142ZM144 180H146V179H144ZM143 180V181H144ZM149 180V179H148ZM168 180V179H167ZM22 181V180H21ZM29 181V180H28ZM44 181V180H43ZM83 181V180H82ZM134 181V180H133ZM153 182H155V181H157L156 179H155V181L154 180H152ZM160 181V180H159ZM8 182H10V181H8ZM8 182H6V183H8ZM36 182V181H35ZM42 182V181H41ZM59 182V181H58ZM61 182H63L62 181V179H61ZM79 182L81 183V180H79ZM96 182V183H95ZM126 182V181H125ZM139 182V181H138ZM138 182H137V184H138ZM149 182V181H148ZM152 182V183H153ZM174 182V181H173ZM11 183V182H10ZM13 183V182H12ZM46 183V182H45ZM64 183V182H63ZM69 183V182H68ZM71 183H72V181H71ZM70 183V184H71ZM74 183H75V181H74ZM79 183V184H80ZM87 183V182H86ZM86 183H85V185H86ZM90 183H88L87 185H89ZM143 183V182H142ZM141 183V184H142ZM156 183H158V181L156 182ZM169 183V182H168ZM185 183V182H184ZM9 184V183H8ZM14 184V183H13ZM17 184V183H16ZM21 184V183H20ZM19 184V185H20ZM50 184V183H49ZM52 184V183H51ZM66 184V183H65ZM64 184V185H65ZM78 184V183H77ZM123 184H124V181H123ZM127 183H125V185H126ZM130 184V185H129ZM140 184V183H139ZM140 184V185H141ZM151 184V183H150ZM155 184V183H154ZM159 184V183H158ZM172 184H174V183H172ZM181 184H182V181H181ZM10 185V184H9ZM24 185V184H23ZM37 185V184H36ZM39 185V184H38ZM86 185V186H87ZM139 185V187H141L142 186V188H140V190H142V189H147L146 191H148V189H150V187L149 188H146L145 187V185H141L140 186ZM175 185V184H174ZM174 185H172V186H174ZM5 186V185H4ZM50 186V185H49ZM55 187H56V185H54ZM63 185H61V187H62ZM67 186V185H66ZM77 186V185H76ZM80 187H81V184L79 185ZM92 186V185H91ZM90 186V187H91ZM144 186V187H143ZM152 186V185H151ZM155 186H156V184H155ZM169 186H171V185H169ZM171 186V187H172ZM176 186H179V185H176ZM176 186H175V188H176ZM182 186V185H181ZM10 187V186H9ZM31 187H33V186H31ZM38 187V186H37ZM36 187V188H37ZM43 187V186H42ZM60 187V188H61ZM74 187V191L76 190V192H77V189H75V186H73ZM88 187V186H87ZM89 187V189H91ZM103 187L105 188L104 190H103ZM138 187V185L137 186H134V188H137ZM158 187H159V185H158ZM158 187H156V188H158ZM168 187V186H167ZM167 187H165V188H167ZM171 187H169V188H167L166 189V193H167V195L169 194V192H171L172 190V188ZM8 188V187H7ZM14 188V187H13ZM29 188V187H28ZM35 188V189H36ZM50 188V187H49ZM52 188H54V187H52ZM51 188V189H52ZM63 188V187H62ZM65 188V187H64ZM67 188H68V186H67ZM72 188V187H71ZM76 188H78V187H76ZM81 188H83V187H81ZM93 188V187H92ZM133 188V187H132ZM155 188V187H154ZM164 188V189H165ZM179 188H180V186H179ZM178 188V189H179ZM12 189V188H11ZM10 188H9V190H11ZM24 189H26V187L24 188ZM35 189H33V190H35ZM40 189V188H39ZM38 189V190H39ZM46 189H48V188H46ZM57 189V188H56ZM73 189V188H72ZM71 189V190H72ZM94 189H93V191H91L92 192V194H94V196L91 194V192H90V196H91V198H92V201L93 200H95V201H93V205L91 204V206H90V202L92 203V201L91 200H89L90 198H88V197H90V196H88V195H86V194H89V192L88 193H85L84 194V192H85V190L83 191V190H81V193L82 194H84L85 195V197H87L88 198V200H89V203L87 204L86 203V198H85V200H82V201H85L84 203H86V205L88 206V207H91V208H89L90 210L91 209H93L94 207V205L95 204H97V203H99V202H97V201H102L103 202V200L105 199V201H106V197L105 198H103V200H97L96 201V199L98 198V195H96V192H98V191H94ZM124 189V188H123ZM124 189V190H125ZM138 189V188H137ZM169 189V190H168ZM177 188L176 189H174L173 188V191L171 192V194L172 193H174L176 196H177V192L179 191ZM184 189V188H183ZM3 190H5V188H3ZM12 190H14V189H12ZM11 190V191H12ZM28 190V189H27ZM32 190V189H31ZM63 190V189H62ZM69 190H70V188H69ZM71 190L70 191H68V193H69V197L67 196V195H65V192L63 193V192H61L62 193V195L64 194L65 196H67V197H65L64 195L62 196V197H64V198H62L61 200L64 202L65 200V205H67L66 203H67V199L69 198L70 199V201L69 202H71V203H69V204H73V206L72 205H69L70 207L72 206L73 208L75 207V208H79L80 206V208L82 209V208H84V209H88V207H86V205H84L83 203L81 204V202L82 201H80L81 200V198H83L84 196L79 192V195H77V196H79V198H77V199H79V201H76L75 199V201L76 202H80V203H78L79 204V207H77L78 206V204H77V206L75 205L74 206V200H73V198H74V196L76 197V193L74 192V193H72V194H70V192H71ZM130 190V191H131ZM136 190V189H135ZM156 190V189H155ZM171 190V191H170ZM176 190V192H174ZM178 190V191H177ZM11 191H10V193H11ZM23 191H25V190H23ZM40 191V190H39ZM53 191V190H52ZM60 191H61V189H60ZM83 191V192H82ZM143 191H145V190H143ZM146 191H145V194H146ZM160 191V189H158V193H160L159 192ZM163 191V190H162ZM161 191V192H162ZM169 191V192H168ZM186 191V190H185ZM6 192V191H5ZM14 191H12V193H13ZM16 192V191H15ZM18 192V191H17ZM30 193L31 192H34V191H29ZM57 192V191H56ZM94 192V193H93ZM150 192V191H149ZM153 192H155V191H153ZM181 192H182V190H181ZM21 194H23V192H20ZM27 193H28V191H27ZM26 193V194H27ZM29 193V194H30ZM37 194V192H34V194ZM40 193H42V189H41V191H40ZM46 193V192H45ZM44 193V194H45ZM49 193H50V191H49ZM60 193V192H59ZM59 193H57V194H59ZM67 193V192H66ZM100 193V192H99ZM124 193H126V192H124ZM134 193H135V191H134ZM151 193H152V190H151ZM157 192H156V194L155 195H157L158 194ZM163 193V192H162ZM162 193H160V195H164L165 194V192L162 194ZM185 193V192H184ZM4 194H6V193H4ZM7 194H9V193H7ZM14 194V193H13ZM17 194H19V193H17ZM25 194V195H26ZM34 194H33V196H34ZM39 194V193H38ZM43 194V193H42ZM43 194V195H44ZM55 193L53 192V194H51V197H52V195H54ZM139 194H143L144 195V193H142V192H140ZM170 194V195H171ZM179 194V193H178ZM24 195V194H23ZM39 195H41V194H39ZM48 195V194H47ZM72 195H74V196H71ZM100 195V194H99ZM142 195V196H143ZM148 195H153V194H148ZM154 195V196H155ZM167 195H164L163 196V199H164V197L165 196H167ZM170 195H168V199L170 198V197H173V198H176V196L174 197V196H170ZM180 195V194H179ZM7 196H9V195H6V197ZM12 196V195H11ZM94 197V199H93V197ZM95 196L97 197V198H95ZM127 196H125L126 198H127ZM130 196H128V197H130ZM139 196H141V195H139ZM146 196V195H145ZM145 196H143V199H144V197ZM154 196H153V200H154ZM162 196H160V197H162ZM24 197V196H23ZM43 197V196H42ZM49 197V196H48ZM103 197V196H102ZM102 197L100 198V196H99V198L100 199H102ZM137 197V196H136ZM136 197H135V199H136ZM147 197H149V198H147V199H152V198H150V196H147ZM159 197V198H160ZM180 197V196H179ZM21 198V197H20ZM34 198V197H33ZM32 198V199H33ZM36 198V197H35ZM35 198H34V200H35ZM39 198H41V197H39ZM59 198H61L60 196H59ZM146 198V197H145ZM156 198V197H155ZM158 198V197H157ZM178 198V197H177ZM182 198H183V196H182ZM4 199V198H3ZM14 199H15V197H14ZM25 199V198H24ZM37 199V198H36ZM43 199H44V197H43ZM46 199V198H45ZM44 199V200H45ZM51 199V198H50ZM50 199H48V200H50ZM55 199V198H54ZM58 199V198H57ZM56 199V200H57ZM64 199V200H63ZM72 199V200H71ZM129 199V198H128ZM131 199V198H130ZM139 199H141L140 197H139ZM139 199L137 198V200L139 201ZM167 199V198H166ZM171 199V198H170ZM170 199H169V201H170ZM187 199V198H186ZM246 199V198H245ZM5 200V199H4ZM10 200H11V198H10ZM9 200V201H10ZM16 200H17V198H16ZM33 200V201H34ZM40 200V199H39ZM60 200V201H61ZM87 200V201H88ZM124 200H126V199H124ZM159 200V199H158ZM176 199H174V200H172V201H175ZM181 200V199H180ZM192 200V199H191ZM247 201H248V199H246ZM1 201H2V199H1ZM22 201H23V199H22ZM31 201V200H30ZM29 201V202H30ZM41 201V200H40ZM52 201V200H51ZM59 201V202H60ZM104 201V202H105ZM109 201V200H108ZM159 201H161V199L159 200ZM177 201H178V199H177ZM11 202V201H10ZM20 202V201H19ZM27 202V201H26ZM29 202H27V203H29ZM32 202V201H31ZM57 202V201H56ZM59 202H57V203H59ZM73 202V203H72ZM75 202V203H76ZM101 202V203H102ZM107 202V201H106ZM141 202V203H142ZM154 202H156V201H154ZM158 202V201H157ZM161 202H163V201H161ZM203 202V203H204ZM1 203V202H0ZM8 203V202H7ZM13 203V202H12ZM21 203V202H20ZM37 203H39L38 205H40V202H38L37 201ZM42 203V202H41ZM44 203V202H43ZM54 203V202H53ZM140 203V204H141ZM181 203V204H180ZM200 203V202H199ZM261 203V204H262ZM2 204V203H1ZM6 204V203H5ZM14 204H16V203H14ZM45 204V203H44ZM49 204V203H48ZM81 204V205H80ZM104 204V203H103ZM135 204V203H134ZM143 204V203H142ZM178 204L179 205H182V206H179L178 208H175L176 206H178ZM229 204V205H228ZM247 204H248V202H247ZM257 204V203H256ZM259 204V203H258ZM4 205V204H3ZM7 205V204H6ZM46 205V204H45ZM136 205H138V204H136ZM161 205H163V204H161ZM172 205V204H171ZM171 205H170V207H171ZM1 206V205H0ZM8 206V205H7ZM11 206V205H10ZM10 206H8V207H10ZM32 206V205H31ZM31 206H30V208H31ZM34 206V205H33ZM50 206H51V208L52 209H50ZM55 206H56V204H55ZM69 206H65V208L66 207H69ZM83 206V207H82ZM85 206V207H84ZM124 206L126 207V208H124ZM129 206V207H130ZM187 206V207H188ZM200 206H201V204H200ZM199 206V207H200ZM233 206H234V204H233ZM257 206V205H256ZM258 206H260V205H258ZM262 206V205H261ZM2 207V206H1ZM41 207V206H40ZM69 207V208H70ZM71 207V208H72ZM93 207V208H92ZM100 207V206H99ZM134 207V208H135ZM165 207V208H164ZM197 207V206H196ZM79 208V209H80ZM112 208V209H111ZM133 208V209H134ZM141 208H143V209H141ZM166 208H167V212H166ZM202 208V207H201ZM228 208V207H227ZM259 208V209H258ZM6 209V208H5ZM4 209V210H5ZM32 209V208H31ZM33 209H34V207H33ZM32 209V210H33ZM60 209V208H59ZM86 209V210H87ZM100 209V208H99ZM103 210L105 209V207L104 208H102ZM138 209H141V210H138ZM147 209V210H148ZM161 209V210H162ZM181 209V210H180ZM194 209L196 210L197 208H195L194 207ZM193 209V210H194ZM235 209V208H234ZM256 209H258V210H261V208L260 207H257ZM2 210V209H1ZM3 210V211H4ZM16 210V209H15ZM29 210V209H28ZM73 210V209H72ZM76 210V209H75ZM75 210H73V211H75ZM89 210V211H90ZM146 210V211H147ZM160 210V211H161ZM226 210V209H225ZM8 211V210H7ZM13 211V210H12ZM27 210H25V215L27 216V212H26ZM61 211H65V213H62ZM73 211H72V213H73ZM76 211H78L79 212V210L77 209ZM85 211V210H84ZM83 210L81 211L80 210V212H81V214H82V212H84ZM98 211V210H97ZM140 211H142V212H140ZM145 211V210H144ZM172 211V209H170V212ZM174 211V210H173ZM172 211V213H170V214H173L174 212H176V211H174L173 212ZM180 211H182V213H180ZM187 211H188V214H186V216H187V218L186 219H188V221H186L185 219H184V217L182 218V216L185 214V212L187 213ZM192 211V210H191ZM233 211H231V212H233ZM262 211H264V209H262ZM1 212V211H0ZM5 212V211H4ZM15 212V211H14ZM30 212V211H29ZM32 212V211H31ZM44 212V213H43ZM56 212H57V209H56ZM87 211H85L83 214H85ZM104 211H102V213H103ZM157 212V213H156ZM255 212V211H254ZM259 213H260V211H258ZM2 214H3V212H1ZM13 213V212H12ZM16 213H19V212H16ZM22 213V212H21ZM43 213V214H42ZM58 213V212H57ZM75 213V212H74ZM73 213V214H74ZM184 213V214H183ZM193 213V211L191 212V214ZM2 214L0 215V217L2 216ZM6 214V213H5ZM5 214H3V215H5ZM8 214V213H7ZM15 214V213H14ZM24 214V213H23ZM47 214H48V216H50V217H47ZM54 214H56V215H54ZM80 214V213H79ZM104 214L105 215H108L109 214V212H107L106 211V213H103V217L105 218V216H104ZM153 214H160V216H153ZM169 214V213H168ZM170 214H169V218H168V220L170 219ZM10 215H12V214H10ZM22 215V214H21ZM31 215H29L30 216V218H31ZM193 215V214H192ZM191 215V216H192ZM250 215V214H249ZM255 215H256V212H255ZM6 216V215H5ZM15 216V215H14ZM26 216H24V217H26ZM28 216V217H29ZM66 216L68 217V219L66 218ZM81 216V215H80ZM86 216V215H85ZM114 216V217H113ZM173 215H171V217H172ZM185 216V215H184ZM185 216V217H186ZM194 216V215H193ZM3 217V216H2ZM20 217V216H19ZM23 217V218H24ZM77 217V216H76ZM82 217V216H81ZM84 217V216H83ZM101 217V216H100ZM108 217V216H107ZM9 218V217H8ZM10 218H11V216H10ZM16 218V217H15ZM15 218H13L12 217V220L13 219H15ZM22 218V219H23ZM173 218V217H172ZM184 219V221H185V223L182 221L181 222V220L182 219ZM5 219V221H7V219L6 218H1V223H4V224H7L8 222H13V221H10V220H8L7 221V223L6 222H4L3 220ZM78 219V218H77ZM80 219H82V218H80ZM88 219V218H87ZM76 220V219H75ZM106 220V221H105ZM193 220V221H194ZM24 221V220H23ZM22 221V222H23ZM27 221H28V219H27ZM87 221V220H86ZM119 221V220H118ZM158 221H162V222H158ZM170 221H171V219H170ZM193 221H192V223H193ZM14 222H16V225H18L19 223V225H21V222H19V219H18V223H17V221H16V219H15V221ZM85 222V221H84ZM113 222V223H112ZM156 222H158L157 224H154V223H156ZM195 222L193 223L194 225H195ZM8 224V226H10V225H12V226H10L13 230V232L15 231V232H17L16 231V229H18V228H16V229H14V226H15V224ZM30 225H29V224ZM117 223V224H118ZM161 223V228H157V226H159L158 224H160ZM162 223H163V225H162ZM185 225V228L183 227V224ZM3 224V226H5ZM85 224V223H84ZM97 224V225H98ZM154 224V225H153ZM1 225V224H0ZM19 225L17 226V227H19ZM25 225H23L22 226V230H24L23 228L25 227ZM29 225V226H28ZM74 225V226H75ZM81 225V226H82ZM86 225V224H85ZM2 226V225H1ZM0 226V228H2ZM104 226V225H103ZM153 226V227H152ZM6 227H7V225H6ZM9 227V229L8 230H10L11 228ZM4 228V227H3ZM44 228H47L46 229V231L47 230H49V232H46V231H44ZM195 228H197V230L195 229ZM5 229V228H4ZM4 229H2L3 231H4ZM6 229V230H7ZM25 229H26V231H28L27 230V228L25 227ZM94 229V228H93ZM105 229V230H104ZM116 231H115V230ZM19 230H20V228H19ZM118 230V231H117ZM3 231H1V232H3ZM11 231V230H10ZM30 231V230H29ZM253 232V233H252ZM6 233V232H5ZM8 233H9V231H8ZM23 233V232H22ZM26 233L24 234L25 236H27L26 235ZM2 234V233H1ZM15 234V233H14ZM254 234H253V236H254ZM2 235H4V234H2ZM31 235H30V239H32V237H31ZM6 236V235H5ZM8 236V235H7ZM13 236V235H12ZM1 237V236H0ZM9 237H11V236H9ZM29 236H27V238H28ZM34 237H33V239L32 240H34ZM26 238V239H27ZM38 238V239H39ZM6 239V238H5ZM24 239V238H23ZM29 239V240H30ZM1 240V239H0ZM3 240H4V238H3ZM9 240V239H8ZM13 240V239H12ZM11 240V241H12ZM29 240H27V241H29ZM2 241V240H1ZM10 241V240H9ZM9 241H8V243H9ZM31 241V240H30ZM29 241V242H30ZM264 241V240H263ZM22 242V241H21ZM28 242V243H29ZM262 242V241H261ZM4 243V242H3ZM14 243V242H13ZM13 243H11V246H12V244ZM26 243V242H25ZM264 243V242H263ZM30 245H31V243H29ZM2 245H4V244H2ZM5 245H6V243H5ZM14 245H16V244H14ZM19 245H21L22 246V244H19ZM19 245H18V247H16L15 249L17 250V248H21V247H19ZM256 245V244H255ZM260 244H259V241H258V246H257V249L260 247L259 246ZM263 245V244H262ZM10 246V245H9ZM14 247V246H13ZM0 248L2 249L3 248V246L1 247L0 246ZM6 248H8L7 246H6ZM263 248V252H264V247H262ZM1 249H0V251H1ZM10 249H12V248H10ZM23 249V248H22ZM257 249H256V251H257ZM15 250V252H17ZM20 250V249H19ZM186 250V251H185ZM3 251V250H2ZM7 251H9V250H7ZM14 251V250H13ZM183 251H185V253H182ZM259 251V250H258ZM6 254L5 256H6V258H7V253H6V251L5 252H3V254ZM18 253H21V252H18ZM257 253V252H256ZM259 253H260V251H259ZM22 254H21V256H22ZM108 254V253H107ZM258 255V254H257ZM261 256H262V254H260ZM115 256H113L112 258H115ZM255 256V255H254ZM261 256H260V259L262 260L263 258H261ZM105 257V256H104ZM108 259L106 260L105 258H107V256L105 257V258H103V260H105V261H103L102 259V261H103V263L101 262V264H105L106 263V261L107 262H109L108 264H112L113 262H114V260H115V262H116V259L117 258H115L114 260L112 259V261H108V260H110L111 259V257H110V255L108 254ZM255 257H257V256H255ZM0 258H2V257H0ZM3 258H4V256H3ZM2 258V259H3ZM5 258V259H6ZM12 258H14V259H12ZM89 258H92L93 260H89ZM8 259V258H7ZM259 259V260H260ZM11 260H8L9 262H10V264L12 263V261ZM100 260V261H101ZM95 261V263H96V260H94ZM4 262H5V260H4ZM7 262V261H6ZM3 263V262H1L0 264H8V263ZM18 262V263H17ZM105 262V263H104ZM114 262V263H115ZM243 262H245L244 260H242L240 263L242 264ZM252 262V261H251ZM254 262V261H253ZM261 262V261H260ZM24 264V263H22V261L21 262H19V261H16L15 262V264ZM87 263V264H88ZM94 263V264H95ZM113 263V264H114ZM117 263V264H118ZM239 263V264H240ZM13 264V263H12ZM107 264V263H106ZM252 264H254V263H252ZM262 264V263H261Z\"/></svg>",
    "mask_w": 264,
    "mask_h": 264
},
{
    "label": "trees",
    "instance_id": "16d2710c",
    "mask_svg": "<svg viewBox=\"0 0 264 264\" xmlns=\"http://www.w3.org/2000/svg\"><path fill=\"white\" fill-rule=\"evenodd\" d=\"M121 6L125 11L117 18L120 27L112 31L114 25L107 20V28L99 29V32H101L100 36L94 37V45L100 46V51L96 58L107 60L137 43L139 41V35L131 31L130 27L132 26H135L136 29H141L146 33L158 32L161 30L159 26L154 24V18H148L145 15H139L133 23L131 15L136 13L137 10L129 7L128 0H124L121 3ZM145 18H148V23L142 24V20ZM92 30H95V28Z\"/></svg>",
    "mask_w": 264,
    "mask_h": 264
}]
</instances>
